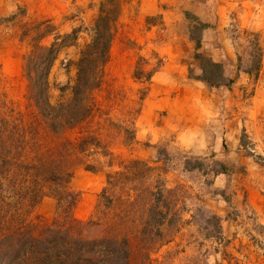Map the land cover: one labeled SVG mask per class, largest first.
<instances>
[{
	"label": "rangeland",
	"instance_id": "obj_1",
	"mask_svg": "<svg viewBox=\"0 0 264 264\" xmlns=\"http://www.w3.org/2000/svg\"><path fill=\"white\" fill-rule=\"evenodd\" d=\"M100 11L117 16L105 60ZM35 160L61 178L15 174ZM54 233L124 240L113 264H264V0H0V252Z\"/></svg>",
	"mask_w": 264,
	"mask_h": 264
},
{
	"label": "trees",
	"instance_id": "obj_2",
	"mask_svg": "<svg viewBox=\"0 0 264 264\" xmlns=\"http://www.w3.org/2000/svg\"><path fill=\"white\" fill-rule=\"evenodd\" d=\"M100 15L96 21V35L93 38V44L100 50L102 60H105L108 48L111 42V29L110 23L111 20L116 19V15H108L107 13H103L100 11ZM200 41H196V44L199 46ZM48 50L47 47L44 48ZM55 56H51L47 62V67L45 63L44 72L41 76H38V84L42 85L44 83V79L46 76V70L54 60ZM80 63H82L80 61ZM80 69V67H79ZM77 72V77L81 78L83 76V70H79ZM82 74V75H81ZM87 80V77H85ZM202 80V79H201ZM78 84H76L77 86ZM68 108V105H65ZM70 110H66L61 113V109L64 108V105H58V108L53 107L56 111L52 110L51 113L54 115L51 118H60L65 119L64 124L75 125L83 120H85L88 116V111H85L83 107H78ZM60 110V112H58ZM132 137V132L130 135ZM130 137V138H131ZM95 137L87 135L82 138L83 148L80 151L85 150L87 148V143L91 140H94ZM98 139L96 138V143ZM39 160V159H38ZM38 160H35L33 163H21L20 165L24 166L25 169H18L15 173L21 179L26 178L27 176L34 177L33 182L37 185L36 187L43 186L42 183L39 182V179L42 178V182H46V180H50L52 183L58 181L61 176L55 170L48 169L45 174L42 172H38L35 170L36 168H40L41 166L38 164ZM54 160L49 157V163ZM62 157L58 158L56 162H61ZM190 160L184 161V165L186 168H199L195 163H190ZM144 168H148L146 164L141 163ZM44 167V165H43ZM47 166H45L46 168ZM129 167V166H128ZM49 168V167H48ZM41 169V168H40ZM129 169H131L129 167ZM132 172V170H130ZM226 172V168L222 164V166L216 171V173H224ZM129 171H116L114 174L108 173L106 176V185L108 187H104L99 195L98 203L95 205L96 209L100 205L106 206L109 203H112V198L106 194V190L114 189L118 184H122V182L128 179ZM135 172H132L134 175ZM39 178V179H38ZM36 181V182H35ZM41 181V179H40ZM37 190V189H36ZM35 190V192H36ZM34 194V192H33ZM154 198V197H152ZM157 203H161L160 197H155ZM57 206L66 204L65 201L70 200L68 203L69 207L72 206L74 202L78 200V193L73 192L71 190L64 189L62 193H59V196L56 197ZM153 205V204H152ZM150 208L152 214L157 216L161 214V209L157 206L153 205ZM69 214L71 215V219H69V223L72 226H76L79 231H85L87 227H91L93 224V220L89 217L86 221L76 219L72 216L70 209ZM163 214V213H162ZM161 220V219H159ZM158 220V221H159ZM80 223H77V222ZM157 221V227L162 223ZM97 223V222H96ZM125 241L112 239V237H77L73 241H68L63 234L54 233L51 235H43L39 238L31 237V236H22L16 240L9 241L6 244V241L3 242V246L1 247L0 252V264H113L114 260L117 257H122L125 255L126 257V249H125ZM109 252V253H108Z\"/></svg>",
	"mask_w": 264,
	"mask_h": 264
},
{
	"label": "crops",
	"instance_id": "obj_3",
	"mask_svg": "<svg viewBox=\"0 0 264 264\" xmlns=\"http://www.w3.org/2000/svg\"><path fill=\"white\" fill-rule=\"evenodd\" d=\"M198 79H200V80H201V79H202V77H198Z\"/></svg>",
	"mask_w": 264,
	"mask_h": 264
}]
</instances>
